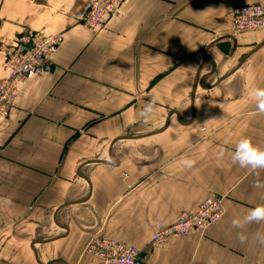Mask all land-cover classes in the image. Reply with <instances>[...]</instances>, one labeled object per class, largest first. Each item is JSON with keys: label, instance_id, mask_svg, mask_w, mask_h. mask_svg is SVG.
<instances>
[{"label": "crops", "instance_id": "crops-1", "mask_svg": "<svg viewBox=\"0 0 264 264\" xmlns=\"http://www.w3.org/2000/svg\"><path fill=\"white\" fill-rule=\"evenodd\" d=\"M245 3L264 0H126L92 30L89 0H0V82L4 41L64 34L53 71L0 116V264H100L93 235L135 245L143 264H264V221L232 224L264 204V169L231 161L242 136L264 148L248 96L264 87V29L232 27ZM210 194L224 196L219 221L152 243Z\"/></svg>", "mask_w": 264, "mask_h": 264}, {"label": "built area", "instance_id": "built-area-1", "mask_svg": "<svg viewBox=\"0 0 264 264\" xmlns=\"http://www.w3.org/2000/svg\"><path fill=\"white\" fill-rule=\"evenodd\" d=\"M122 0H89L82 18L86 28L98 29L114 14ZM233 33L264 29V6L260 3L239 4L233 8ZM62 33L28 30L1 44L4 51L5 78L0 82V116L7 117L14 108L19 86L26 80L44 76L54 69V57L62 44ZM224 196L208 195L196 211H181L173 223L155 232L152 243L163 244L170 235H185L193 230L205 231L224 215ZM100 264H143L140 250L110 236L93 235L85 246Z\"/></svg>", "mask_w": 264, "mask_h": 264}, {"label": "clouds", "instance_id": "clouds-1", "mask_svg": "<svg viewBox=\"0 0 264 264\" xmlns=\"http://www.w3.org/2000/svg\"><path fill=\"white\" fill-rule=\"evenodd\" d=\"M248 96L254 103L255 110L258 113L264 114V87L257 86L251 88ZM156 103V98L152 97L142 104L139 116L145 120L149 119L154 112ZM231 161L241 168H248L252 171L264 169V148L253 143L250 137L242 136L234 144L233 151L231 152ZM181 163L183 167L191 168L194 160L186 157ZM258 221H264V204H257L250 208L242 219L234 218L232 224L235 227H241L244 224ZM240 239L244 240L245 237L241 235Z\"/></svg>", "mask_w": 264, "mask_h": 264}, {"label": "rangeland", "instance_id": "rangeland-1", "mask_svg": "<svg viewBox=\"0 0 264 264\" xmlns=\"http://www.w3.org/2000/svg\"><path fill=\"white\" fill-rule=\"evenodd\" d=\"M125 1H126V0H122V1L120 2L121 4L118 6V8L115 10V12H117V10L119 9V7L122 6V4H123ZM263 6H264V5H263ZM115 12H114V13H115ZM112 15H113V14H112ZM112 15H111V17H112ZM103 26H104V25H103ZM99 28H102V27H99ZM99 28H98V29H99ZM88 29H90V28H88ZM91 29L93 30V28H91ZM96 29H97V28H96ZM24 32H25V31H24ZM21 33H22V32H21ZM59 33H62V32H59ZM62 34H63V33H62ZM63 35H64V34H63ZM4 42H5V41H4ZM63 42H64V39H63ZM63 42H62V43H63ZM61 45H62V44H61ZM61 45H60V47H61ZM60 47H59V48H60ZM58 50H59V49H58ZM57 52H58V51H57ZM56 54H57V53H56ZM50 73H51V72H50ZM47 74H49V73H47ZM47 74H45V75H47ZM26 81H27V80H26ZM19 92H20V89H19ZM18 95H19V94H18Z\"/></svg>", "mask_w": 264, "mask_h": 264}]
</instances>
